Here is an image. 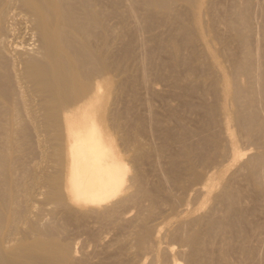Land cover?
I'll return each mask as SVG.
<instances>
[{
  "label": "rangeland",
  "instance_id": "374dc122",
  "mask_svg": "<svg viewBox=\"0 0 264 264\" xmlns=\"http://www.w3.org/2000/svg\"><path fill=\"white\" fill-rule=\"evenodd\" d=\"M103 1H104V3H102ZM113 1L112 0H110V1L109 0H102V1L95 0V2H94L92 0L90 2V5H89V3L87 4L90 6V10L92 12L94 10H96V11L98 10V12H99L102 10V8H104V7L108 8L109 7L108 13L105 15V18L102 19V21H101V23L102 22L103 23L106 22V23L101 24L98 21L93 22L91 20L92 24L91 23L89 24L90 25L89 26L90 27V29H89L90 34L88 33L87 36L89 35L88 39H90V37L92 39H94V44H93V40H92V50L93 51H100V50L104 49V51H100V52H104V53L107 52L106 54H108V55H106V60H107L106 62L108 63V68H107L108 70L107 69L105 70L103 68L102 69L98 68L99 70L95 71L96 79H102V77H104L105 74L108 77L107 81H105V83H104L105 85L102 87L103 88L102 90L105 91L104 92L105 96H103L104 98H103V100H101L100 116H101V119L102 118L104 119V120L102 119V122L106 124L105 128L108 130V132H110V134H112V136L114 135L113 137L115 139L117 147H118L119 151L121 152L122 156L124 157V159L129 163L130 169H129V175H128V181H127L128 185L126 184L127 186H125L126 190L124 189V191H123L124 193L122 192L121 193L122 195H119L118 196L119 198L117 197L118 200L112 199V201H109L108 204L106 203L103 206H101L99 209H96V211L95 210L92 211L89 206H86L84 204H77L74 202L73 203L69 202L68 198H66L67 201H66V199L64 200V203L66 204L65 205L63 202L59 201L61 203L60 204L57 200L54 201V199L52 200V198H50V196L48 197V195H49L48 190L49 189H47V188H49V187L47 185H45V182H43V179L45 177L44 175H46L48 173L55 172L54 170L56 169V167H55L56 164H54L55 163V156L53 154L52 138H51V135L48 134L49 131L47 130V128L45 127V124H44L45 120L41 116L42 111H41V107H40V105H41L40 100L42 101V99H40V98H42L41 97L42 95L39 94V96H38V94L34 92V88H32L30 84L23 85L25 83L22 81H21L22 82V84H21L20 81L17 80V78H16L17 76L15 75V72L12 69V63L16 64L17 68H19L22 64L18 58L19 53H17V52H23V53L27 52V51L30 52L31 51L30 48L31 47L33 48V47H35V45H38L39 41H38L37 34L34 32L33 24H32V22L30 23V18L26 14L27 12L17 2L13 1V4L11 5V7L9 9L10 12L8 11L7 18H6V20H4L5 26L6 25L7 26L6 27L4 26V29H5L4 33L5 34H3L4 35L3 37H5V38H3V39H5L4 43L7 44V45H5V47H6V54H8L7 55V61L8 62L6 61L8 66H6L5 68L3 66H0V78H2L0 80V82H1L0 84L2 85V86H0V92L2 95H0V96H1V98L4 99V100H2V102H5L6 104L2 103L1 99H0V105H1V103L3 106L5 105L3 108V109H5V110H3L4 113L7 111L6 105H10L12 107L14 106L13 108L15 109L14 110V112H16L15 114H18V112H19L18 121L22 119V122L19 121V123H20L19 126H21V127L16 125L17 128L19 127L18 128L19 130L21 128V131H19V134H18L19 135V137H18V140H19L18 147L19 148L16 152L17 154H19V155L16 154L17 156H19L17 158H20V159H18L19 161L17 160V162H16L18 164V166L15 164L14 168L16 169V174L18 176H20L22 182L26 176L27 179L29 178V180H28V181H30L29 185L34 184V185H32L34 187L32 188V186L30 185L31 187H30L29 191L32 190L30 192V194H28L29 191H28V193L25 192L27 194H25L24 191H21L23 188L19 189V192L22 193L21 195H19V197H21V198H19L21 203H18L19 200H17L18 204L15 203L16 207L15 206L14 207L16 208L15 209L16 213H18V211H19L18 214L21 215V217H20L21 219L19 218L20 215H16L18 218H16L15 222H17L16 225L18 224V227L16 225H14L15 223L13 222L12 231H11V229H7V227L5 229H3L5 231L7 229L6 233L4 234L3 239L9 241L11 238H13V240H15L14 243L17 242V239L20 240L26 236H28V238L31 239V237L35 236L34 234H36V232L32 230L33 229L32 226L33 225L37 226V224H38L37 228L39 230H41L43 233L45 232L44 235H46L48 238H49V236H50V239H51V237H52V239L58 238V239L62 240V242L67 241L69 244H71L72 247L75 249V253H76L75 257H77L78 259L80 258L82 260V263H84V264H99V263L100 264H106V263L118 264V262H117L118 260H119V262H125L126 260H128L126 262H129L132 260L133 262H135V264H151L150 260H148V256H147V258H145L147 253L143 252L140 248H139V250H137L138 246L136 244V240H135L136 238H134L136 236L135 232H137L136 230L139 227L140 220L142 221V219L145 215L144 212L145 211L147 212L150 207H156L155 209L150 208V210L155 211V212H152L150 217L149 216H148V218L146 217L147 219H145V217H144V219L148 221L146 223L150 224V226H154L153 228H155V226H157V228L160 227L163 224L159 225V223H161L165 220L166 221H170V219L172 220L173 224L170 226L173 227V229L165 226V227H163L164 228L163 233H164L168 230V228H169L168 232H170L171 230H174V228L178 224H177V222H173V220L176 221L177 220L176 216L178 215V213L179 212L181 213V211L183 212L184 209H187L183 213L187 212L188 210L193 212V213H191L190 211H188V213L190 212L192 215L190 213L187 214L186 215L187 219L188 218L192 219L195 217H199V219H200L199 220L198 218H196V219H194V221L198 220L197 223L193 222L194 225H196L195 229L198 227L197 230L206 229V228H208V226H209V228H211L210 227L211 222L209 224V221L213 220L217 223L218 228L216 227V225H213V227L217 228V229L216 228H213V229L214 230L216 229V231H215L216 234L220 233V231H221V233L218 235H216L214 233L215 234L214 236H216L215 237L216 239H214V238L213 239L215 240L216 244H214L213 247L216 248V247H219L222 244H226V243L233 246L235 249H233L234 251L231 254L232 256L231 255L229 256V260H230L229 262L230 263L236 262L235 264H250V263L251 264H261V263L264 264V260H263L264 259V254H263V252H264V250H263L264 249V196H263L264 192H262V191H264V182H262L263 177H264L263 176L264 166L263 167L259 166V169H258L259 173H257V174H259L258 177H260L261 176L260 173L262 172L261 173L262 176L260 177V179L258 178V180H257V178H254L252 176V173H253L252 170L250 168H247V166H245L246 161H248L252 156L254 157V155L255 156L259 155V153L261 151L264 152V133L262 132L263 135L261 134V131L264 130L263 129L264 127L262 128V130L260 132L259 131H257L256 133L254 132L255 134L253 133L252 136H249V135L245 134L246 130L244 129L243 126H241V123L237 119V114L242 115V116H246L247 111H248L247 108L249 107V101L248 100H250L253 96L254 97L260 96L259 99L256 98L257 101L255 100V104L254 103L253 104H254V108L256 109V112L258 113L260 120H262V122L264 124V99H263L264 98V92L262 90V88H264V72H263L264 71V69H263V67H264V61H263L264 60V0H197V1L195 0L197 2V3L195 2L196 5L194 4L193 0H172L169 3L170 5H168L167 7H161L158 5H148V4L146 5L143 2V0H115V3H112ZM242 1H243V4H242ZM84 2L85 1L83 0V3ZM237 4H239V5H237ZM232 7H235L234 8L235 10ZM236 7L240 8L245 16H246V14H247V16H249L251 14L250 17L246 16V18L248 19L246 22L247 24H244V22H240L238 20V18H237V10L238 9ZM242 7H243V10H242ZM19 8H22V9H19ZM80 10H79V12H80ZM84 12H86V11H84ZM81 13H83V12H81ZM180 13L182 14V16ZM84 15H86V14H84ZM155 15H157V16H155ZM177 17H179V18H177ZM191 17H193V18H191ZM189 19L190 20L192 19L191 21L196 19L197 22L193 21V23H192L191 21H189ZM203 20H204V22H203ZM184 22H185V24H184ZM188 23H189V25H188ZM194 23L200 24V25H198L199 27L197 25H195ZM183 24H184V26H183ZM193 26H195V27H193ZM245 26L248 27L247 28L248 30L245 28ZM106 27L108 28V31H107ZM103 28H105V30L107 31L106 34H103V32H102L104 39L106 38L107 35H108L107 37H109V38H106L107 40L105 39L104 41L106 42L108 40L109 41L111 40L110 42L108 41V43H105L103 40H102V42L100 41V39L103 38L102 34H100L101 31L103 30ZM190 28H192L193 30ZM195 28H196V30H194ZM199 28H201L200 31H199ZM207 29H208V31H207ZM180 30H181V33H180ZM244 30H246V33L243 32ZM201 31H204V32L206 31L207 33L206 32L204 33ZM240 31H242L243 33ZM199 32H201V34L202 33L203 34L202 35L200 34V36H199ZM214 34H215V37H214ZM237 34L239 35V38H238ZM240 34H241V36H240ZM193 35H194V38H193L194 42L192 43L189 41V39L191 38V36L193 37ZM246 36H247V39H246ZM35 39H36V41H34ZM239 41H241V42H239ZM205 42H208V43H205ZM202 43H204V44H202ZM248 43H249V45H248ZM213 47L215 49H213ZM246 47L248 49H251L250 52H248L249 50ZM14 49H15V51H14ZM227 49H229V50H227ZM202 51H204V52H202ZM222 51H223V54H222ZM233 51L235 54L233 53ZM243 51H245V52H243ZM16 53H17V55H15ZM170 53H172V54H170ZM249 53H251V54H249ZM252 53L253 54L255 53L256 55L255 54L252 55ZM230 54H231V56H230ZM207 55L209 56V58ZM211 55H213V57L215 56L216 60H212L214 58H212ZM258 55H259V57H258ZM210 56H211V59H210ZM234 56H236V58L239 57V59H241L243 62L248 61V57L251 56L252 58L249 57V59L251 58L252 62L255 61L254 63H252L254 65H252L251 67L249 66L250 68L248 67L246 69V71L248 70L247 72L244 71L245 68L242 70L236 71L231 64L232 59L235 58ZM245 56H248V57H246V59H244ZM253 56L257 59L259 58V60H256ZM93 58L94 57H92V59ZM205 58H208L207 61ZM209 60L210 61L212 60L213 63L210 62ZM208 61H209V63H208ZM257 62L258 63L260 62L261 64L260 63L258 64ZM210 63H212L214 65H212ZM255 63L259 66H256ZM94 64H95V62L93 63V65ZM230 64H231V66H230ZM210 65H211V67H210ZM224 65H226V66H224ZM260 65L263 67L261 68ZM211 68H213L214 71ZM254 68H256V69H254ZM5 69H6V71L10 70L7 72V74L9 73L8 75L6 73L4 74V72H6V71H4ZM100 69L102 70V74L98 75L99 73H101ZM232 70H233V72H232ZM261 70H262V72H260ZM103 71H104V74H103ZM106 71H107V73H106ZM218 71H220L219 75L222 77V82H221V77L218 75V73H216ZM1 72L3 73V75ZM231 73H234L235 76H232L233 74H231ZM6 75H7V77H6ZM102 75H104V76H102ZM4 77H5V79L8 78L7 80H9L10 84L8 82L6 84H4L5 86L2 84V82L5 83ZM233 78H235V79H233ZM260 78H262L261 81H259ZM217 79H218V81H217ZM236 79L238 80V84H235V83H237ZM227 80L228 81L231 80V81L228 82ZM219 81L221 82L222 85L220 84ZM8 84H9V86H8ZM20 84H21V87H19ZM6 85H7V87H6ZM16 85H18V86L16 87ZM230 85H231V87H227ZM235 85L240 86L239 88L242 89V91H243V94H242L243 96L240 99V101H239V99L234 97L235 96V94H234L235 89L233 87ZM22 86H24L25 88L27 87V88L26 89L22 88ZM213 86L216 90L213 88ZM221 86H223L225 88H223ZM1 87L4 88L5 92L7 90V93H4V91L2 90L3 88L1 89ZM28 88L30 89L29 91H27ZM210 88H212V89H210ZM220 88H221V90L223 88L224 92H222L220 90ZM228 88H231L230 89V96H228L229 94H226L229 91ZM253 88H254V90H253ZM213 89L215 90V93L217 92L216 94H214ZM258 90H260V91L262 90V92L260 93V91H258ZM30 91L32 92V94H29ZM26 93L30 97H28V96L26 97V95H25ZM221 93L225 94L227 97L224 96V98H222L223 95ZM257 93H259V94H257ZM219 94H220V96H219ZM33 97H35V99H39V102H38V100H35V99H34V101H31L32 100L31 98H33ZM38 97H40V98H38ZM217 97H218V99H217ZM228 97H229V99L234 97L236 101H234V98H232L233 101L229 100V101L225 102L226 101L225 99H227ZM22 98H24V99L22 100ZM243 98H244V100H243ZM8 99H9V101H7ZM221 99H224V100H222L224 102H221ZM25 100L27 101V103L28 102L30 103V104H27V105H29L28 107H30V108H28L29 112H27L26 109L22 110V109H24L23 107H24V101ZM217 100H218V102H217ZM219 100H220V103H219ZM243 101H246V102L242 103ZM235 102L237 103V105ZM31 103H33L35 107ZM213 103H215V104H213ZM225 103H229V104H225ZM36 104H38V105H36ZM218 104H219V106H218ZM221 104H225V105L223 106ZM31 105H32V108H37V107L38 108L34 109L35 110L34 111L31 108ZM220 105L222 108L223 107L225 108L226 105H227L226 108H229L228 109L229 111H227V115L231 116V117H229V128L231 130V133L237 134L235 136L239 137V139H238V137L236 138L232 134V139H233L232 141L233 142L229 138H227V136L224 132V124H225L224 121L226 120V117H227V115L225 114V111L227 109L225 108L226 109L225 110L223 108L222 112H221ZM231 105H232V107H231ZM20 106H23V107H20ZM236 106H237V108H236ZM17 108L19 109V111L16 110ZM211 108L213 111L210 110ZM230 108H232V109H230ZM233 108L237 109V110L235 111ZM30 109H31V112H30ZM215 109H216V111H215ZM240 109H242V110L240 111ZM232 110L234 111V113L232 112ZM3 111H2V109L0 110V116L3 117V120H5V121H2V118H1L0 124L3 123L2 125H5L8 122L7 120H8L9 115L7 114L8 111L5 114L3 113ZM37 111H38V113H37ZM210 111H212V114L215 115V117L212 116ZM25 112H27L29 114L35 113V115H32V114L27 115V113H25ZM39 112L41 114H39ZM219 112H221L222 114L224 112L223 116H221V113L219 114ZM237 112H239V113H237ZM241 112H242V114H241ZM216 115H217V117H216ZM19 116H20V118H19ZM23 116H26L27 119L25 117L23 118ZM219 116H220V118H219ZM260 116H262V117H260ZM209 119L210 120L212 119L211 122H209ZM221 119L224 121L222 122ZM230 120H231V122H230ZM235 120L238 121V124L236 123ZM22 123H23V125H22ZM214 125H215V127H213ZM218 125H219V127H218ZM231 126L233 127V129H231ZM22 127H23V129H22ZM42 127H43V130H42ZM45 129H46V131H45ZM220 129H223V130L220 131ZM238 129H239V131L240 130L241 131L239 132ZM232 130H234L235 132H232ZM134 131L136 132V134L134 133ZM203 131H204V133H203ZM4 132L5 131L2 128V133H4ZM240 133H241V136L239 135ZM127 134L129 137L131 136L130 138L127 136L128 139L126 137ZM222 134H223V136H222ZM213 135H215V136H213ZM257 135H258V137H256ZM200 137L205 141H203ZM215 137L221 138L219 140H221L222 142L217 140ZM131 138L133 141L131 140ZM129 140H130V143H129ZM134 140H136L135 141L136 143H133L134 144L133 145L132 142H134ZM236 140H239V143L240 142L241 143L238 145V141L236 142ZM217 141L219 144L216 143V145L214 146L213 145V144H215L214 142H217ZM20 142H21V146H20ZM211 142H212V144H211ZM136 144H138V145L136 146ZM222 144H224V146ZM49 145L51 146V148L49 147ZM199 145H201V146H199ZM230 145H231V147H230ZM220 146L224 147V148L227 147V149L223 150V148H221ZM232 146H235L236 148L242 147L241 152H243V151L247 152L248 155H245V156L248 158L246 159L245 156H242V157H244V159L241 157L240 160H238L240 163H238V161H236V162L232 161L231 162L232 156H230L229 154H232V153H230L231 152L230 148H232ZM137 148H139V150H137ZM213 148L216 150H214ZM19 149H21V151ZM140 149L144 152H141ZM229 149H230V151H229ZM205 150H206V152H204ZM219 152H220V154H219ZM224 152H225V155L223 154ZM252 152H253V154H252ZM263 152H262V154H264ZM214 153H216V155ZM139 154H142L145 157H143L142 155H139ZM206 154L208 156H206ZM226 154H228L229 159H228ZM52 155H53V157H52ZM213 155H215V156H213ZM22 157H23V159H22ZM204 157H206V158H204ZM225 157L227 159H225ZM205 159H207L208 161L207 160L205 161ZM228 160H230V161H228ZM243 160H244V162H243ZM222 162H223V164H222ZM229 162H231L230 166L227 167L226 164H228ZM234 162H235V164L236 163H238V164L234 165L233 164ZM138 163H139V165H138ZM242 163H244V166ZM28 165H29V169H31V167H32L31 170L28 169L29 174L31 175L30 177H27L26 174L24 175V173H22V170L28 168ZM135 165H137V166H135ZM220 165L223 168L226 166L227 169L226 168L219 169ZM238 165H239V167H238ZM245 167L249 171L250 170L251 171L250 172L247 171V169ZM260 168H261V170H260ZM216 169H219V171L221 170L222 172L221 171L219 172ZM239 169H241V170H239ZM223 170H225L226 172ZM31 171L34 172L33 173L34 175L32 174ZM215 171H217V173L218 172L220 173V174H218V175H220V179L223 175L224 176L222 177L223 179L220 181L219 186L217 185L218 187H216L219 191L217 189H215L214 190L215 192H213V194H212V195H214L215 199H213V196L211 197L210 195H208L209 200L207 201V199H208L207 196H205V193H203L201 190H199V187L206 181L208 175H210L211 173L215 174L216 173ZM198 172L199 173L201 172V173L199 174ZM194 173H198L197 176H194ZM221 173H223V174L221 175ZM247 174L251 178L253 177L254 180L251 179ZM35 175H38V176H35ZM40 175L42 177H40ZM32 177H34V178L37 177V178L34 179ZM244 177H245V179L243 180ZM26 178H25V181H27ZM218 178H219V176H218ZM225 178L227 179L229 184L232 182L231 183L232 185H236V187L239 186L238 188H240V190L242 192L241 193L242 196L240 198H242V199H241V201H239V204L237 206L241 207L242 210L239 209V211L234 210L232 212H228V213L226 212L227 208H225V207H227L228 204L222 198L223 194L219 193V192H223V190H221V188L225 185V183L227 184V181ZM232 178H233V180H232ZM32 179H34V180H32ZM39 180L42 181L43 183L42 182L38 183V182H40ZM230 180H232V181H230ZM255 180H257L258 183H253V182H255ZM199 181L201 182V184ZM181 183H183V185ZM223 183H224V185H222ZM259 183L261 186L259 185ZM136 184H137V186H135ZM140 184L142 187L140 186ZM241 185H242V187H241ZM258 185H259V188H258ZM245 186H247V188ZM143 188H145V189H143ZM148 188H150V189H148ZM158 188L160 189V191H162V190L163 191L160 192ZM251 188H254V189H251ZM147 191H150L149 193H151V195L153 192H155L154 196H153V197L156 196L154 198V201L149 199L150 196L146 195ZM216 191H218V192H216ZM255 191H256V195L254 193ZM201 193H203V194H201ZM245 193L247 195H245ZM25 195H27L28 198ZM187 195H189V196H187ZM136 196L138 198V202L136 201L134 204V201H132V199H133V197H136ZM245 196L247 198H244ZM127 197H129V199ZM146 197H147V199H146ZM210 197H211V200H210ZM25 198H26V200H25ZM29 199H30V201H29ZM31 199H33V200H31ZM120 199L123 201V203L119 202ZM115 200L118 203H120V205L117 204V202ZM124 200H126V201L124 202ZM185 200H187V201H185ZM192 200H193V203L189 202ZM201 200L204 203H202ZM243 200H244V202H242ZM36 201H38V202H36ZM179 201L182 202V203H180L181 205H179ZM250 201H252V203ZM54 202H55V204H54ZM152 202H155V203H152ZM185 202H187V203H185ZM199 202H201L203 205L205 204L206 206H204V208H203V205H201ZM221 202H223V203H221ZM115 203L117 205H115ZM241 203L244 205H242ZM70 204H72V205H70ZM112 205H114V207L118 206L117 208L119 211L115 212V213L116 214L119 213L120 215L118 214L119 215L118 216L114 212H111V213L112 214L114 213L113 215L118 216V218L121 217L120 218L122 220L121 224H120L121 220L118 219L119 220L118 221L115 219L117 217L114 216L115 218H113V216H110L111 215L110 209H112V207H113ZM70 206L73 207L74 211H76L77 213L73 212L72 208L70 209ZM67 207H68V209H67ZM200 207L203 209H201ZM243 207H245V208H243ZM175 208H176V210H175L176 212L173 210ZM178 208L180 211L178 210ZM182 208H183V210H182ZM199 208L201 210H204V209L205 210L201 211ZM18 209H20V210H18ZM68 210L70 212H68ZM21 211H23V214ZM194 211H195V213H194ZM197 211H199V212L197 213ZM240 211L241 212L243 211V212L241 213ZM239 212H240L241 216H240ZM71 213H73V214H71ZM175 213H177V214L175 215ZM196 213L198 214V216ZM39 214H40V216H39ZM65 214L67 217L65 216ZM76 214L77 215L83 214L82 220H81V218L75 219L76 217L74 215H76ZM84 214H87V216L85 217ZM201 214H203V215H201ZM210 214L212 215L211 218L208 217V215L210 216ZM219 214H221V216ZM244 214H246L247 216ZM23 215H24V217H23ZM102 215H104V216H102ZM188 215H190V217ZM95 216H97V217H95ZM141 216H142V219H141ZM204 216H205V219H204ZM174 217H176V219ZM222 217H225L226 223L221 224V227H220L219 221H223ZM242 217H244V218L246 217V218L243 220ZM35 218H36V220H35ZM17 219H18V221H17ZM230 219L232 221H234V223ZM93 220H94V222H93ZM113 220L117 221L116 224L119 222L121 227L118 224L116 226ZM241 220H242V223H241ZM158 221H159V223H158ZM228 221L232 222L233 225H231V223H229ZM215 222L213 224H216ZM20 223H22V224H20ZM31 223H32V226H31ZM64 223H66V224H64ZM133 223H135V224H133ZM198 223H199V226H198ZM206 223H208V225ZM250 223L252 225H250ZM141 224H142V222L140 223V225ZM225 224H227V226H225ZM203 225H205V226H203ZM235 226H236V228H235ZM250 226H252V227H250ZM253 226H254V228H253ZM23 227H24V229H23ZM204 227H206V228H204ZM14 228L16 231L13 230ZM251 228H253V229H251ZM223 229L224 230L227 229V232L225 233ZM238 230H240V231L238 232ZM241 230H244V232L243 231L241 232ZM249 230L251 231V233H249L250 232ZM10 231L13 233L11 234ZM228 231H230V232H228ZM14 232H16V233H14ZM245 232H247L249 234L247 237H249L248 243H251V244H249V246L252 248L251 256L245 255L244 253H241V251L239 249V245L241 242L240 243H238V242L243 241V240H241V238L242 239L244 238V236H242V235H245ZM7 233H10L9 236ZM23 234H24V237H23ZM221 234L222 235L224 234L225 236L224 235L222 236ZM237 234H239V235H237ZM52 235L55 237L53 238ZM131 235L133 238L131 237ZM10 236H11V238H10ZM121 236L124 237V240L120 239ZM234 236H235V238H234ZM167 237L162 238V245H164V243H165L163 241L170 240V237L169 236H167ZM221 237H222V239H221ZM179 239H180V237H179ZM238 239H240V240H238ZM90 240H91V242H90ZM121 240H122V243H120ZM180 240H182V238ZM205 241L204 242L201 241L203 247L208 246L207 244L209 242L207 240H205ZM219 241H221V242L223 241V242L221 243ZM177 242H179V241L177 240ZM177 242L175 241V244ZM233 242L235 244H233ZM110 243H112L113 245ZM176 245H179V243ZM208 247H210V246H208ZM123 249H126V250H123ZM128 250H130L131 252ZM135 250H137V252L140 251L139 254L141 255V257L140 256L136 257V255L138 253L136 254ZM125 251H126V253H128V252L129 253L126 255ZM236 251L238 253H236ZM201 252H202V255H201ZM201 252L199 254H197V257H198L197 258V264L199 262H200V264H202L201 256L203 259V257H204L203 254H205V252L204 251H201ZM130 253H132V254H130ZM233 253H234V255H233ZM254 254H255V256H254ZM119 257H122L124 260L123 259L120 260ZM135 258L137 259V261ZM138 258L140 260L139 262H138ZM144 258L147 260H145ZM233 258H235V259H233ZM251 258H252V260H251ZM132 261L129 263H133ZM141 261H142V263H141ZM181 261H182V259H181ZM247 261H248V263H247ZM182 262H183V264H186L184 261H182Z\"/></svg>",
  "mask_w": 264,
  "mask_h": 264
},
{
  "label": "bare ground",
  "instance_id": "6f19581e",
  "mask_svg": "<svg viewBox=\"0 0 264 264\" xmlns=\"http://www.w3.org/2000/svg\"><path fill=\"white\" fill-rule=\"evenodd\" d=\"M13 1L17 2L26 12V14L28 15V17L30 18V23L32 22L33 24V29L34 32L37 34L38 37V45H35V47H31L30 48V52H17L19 53L18 58L20 60V62L22 63L21 66L19 68H17L16 64L12 63V69L15 72V75L17 76V80L20 81V83L22 84V82H24L25 84L23 85H27L30 84L32 88H34V92L40 95H42L38 98L42 99L41 102V111L42 114L39 112V114H41V116L43 117V119L45 120V127L47 128V130L49 131L48 134L51 135L52 138V143H53V154L55 156V163L56 164V169L54 170L55 172L53 173H48L46 175H44V179L43 182H45V185H47L49 188V195L50 198H52V200L54 199V201H60L64 203V200L66 198H68L69 202H74L77 204H84L86 206H89L90 209L92 211H96V209H99L101 206H103L104 204H108L109 201H112V199H117V197L119 195H122L121 193L124 191V189L126 190L125 186H127L128 184V175H129V163L124 159V157L122 156L121 152L119 151L117 144L115 142L114 139V135L112 136V134H110V132H108V130L105 128V123L102 122L101 116H100V111H101V100H103V96H105L104 92L102 89V87L105 85V81H107L108 77L104 75V77H102V79H96L95 77V71L99 70L98 68H103V69H107L108 68V63L106 62V53L104 52H100V51H104L100 50V51H93L92 50V40H93V44H94V39H92L90 37V39H88L89 35L87 36V34H90V23L91 20L93 22H99L101 23L102 19L105 18V15L108 13V8L104 7L102 8L101 11L98 12V10H94L93 12L90 10V2L92 0H84L85 2L83 3V0H0V66H3L4 68L7 65L6 61H7V55L6 54V47L4 43L3 37L5 34L4 31V20H6L7 15H8V11L11 7V5L13 4ZM95 2V0H93ZM102 1V0H100ZM110 1V0H109ZM113 1V0H112ZM172 0H143V2L147 5H158L161 7H167L168 5H170L169 3ZM197 1V0H196ZM195 0H193L194 4L196 2ZM98 2V1H97ZM138 2V1H137ZM189 2V1H188ZM215 2V1H214ZM219 2V1H218ZM259 2V1H258ZM89 3V5H87ZM104 3V1L102 2ZM115 3V0L112 2ZM197 3V2H196ZM227 3V2H226ZM230 3V2H229ZM99 4V3H98ZM131 4V3H130ZM193 4V3H192ZM243 4V1H242ZM17 5V4H16ZM18 5V6H19ZM196 5V4H195ZM220 5V4H219ZM235 5V4H234ZM239 5V4H237ZM206 6V5H205ZM96 7V6H95ZM115 7V6H114ZM133 7V6H132ZM217 7V6H216ZM238 7V6H237ZM236 7V8H237ZM19 8V9H22ZM139 8V7H138ZM150 8V7H149ZM160 8V7H159ZM233 9L235 7H232ZM253 8V7H252ZM12 9V8H11ZM82 11H81V10ZM168 9V8H167ZM237 18L240 22H244V24H247V14L246 16L244 15V13L241 11L240 8H237ZM80 10V12H79ZM227 10V9H226ZM235 10V9H234ZM243 10V7H242ZM260 10V9H259ZM12 11V10H11ZM20 11V10H19ZM86 11V12H84ZM127 11V10H126ZM10 12V11H9ZM83 12V13H81ZM92 12V13H91ZM247 12V11H246ZM248 13V12H247ZM256 13V12H255ZM254 13V14H255ZM83 14V15H82ZM86 14V15H84ZM138 14V13H137ZM181 14V13H180ZM186 14V13H185ZM184 14V15H185ZM183 15V16H184ZM211 15V14H210ZM251 15V14H250ZM247 16V17H250ZM92 16V17H91ZM120 16V15H119ZM157 16V15H155ZM180 16V15H179ZM182 16V14H181ZM27 17V18H28ZM189 17V16H188ZM214 17V16H213ZM252 17V16H251ZM92 18V19H91ZM167 18V17H166ZM179 18V17H177ZM185 18V17H184ZM183 18V19H184ZM193 18V17H191ZM186 19V18H185ZM184 19V20H185ZM251 19V18H250ZM192 20V19H191ZM189 19V21H191ZM236 20V19H235ZM104 21V20H103ZM107 21V20H106ZM126 21V20H125ZM156 21V20H155ZM186 21V20H185ZM193 21H196L193 20ZM193 21H191L193 23ZM214 21V20H213ZM8 22V21H7ZM197 22V21H196ZM204 22V20H203ZM218 22V21H217ZM226 22V21H225ZM237 22V21H236ZM98 23V24H99ZM103 23V22H102ZM101 23V24H102ZM106 23V22H104ZM103 23V24H104ZM108 23V22H107ZM232 23V22H231ZM92 24V23H91ZM185 24V22H184ZM183 24V26H184ZM195 25H200V24H196ZM233 24V23H232ZM189 25V23H188ZM7 26V25H6ZM5 26V27H6ZM30 26V25H29ZM104 26V25H103ZM106 26V25H105ZM182 26V27H183ZM94 27V26H93ZM102 27V26H101ZM180 27V26H179ZM190 27V26H189ZM188 27V28H189ZM195 27V26H193ZM199 27V26H198ZM197 27V28H198ZM250 27V26H249ZM253 27V26H252ZM110 28V27H109ZM178 28V27H177ZM237 28V27H236ZM244 28V27H243ZM245 28L247 29L248 27L245 26ZM9 29V28H8ZM107 31L108 28L106 27ZM192 29V28H190ZM240 29V28H239ZM250 29V28H249ZM255 29V28H254ZM102 30V29H101ZM179 30V29H178ZM186 30V29H185ZM193 30V29H192ZM196 30V28L194 29ZM198 30V29H197ZM201 30V28H199V31ZM203 30V29H202ZM248 30V29H247ZM100 31V30H99ZM105 30V28H103V30L101 31L100 34H106L107 32ZM174 31V30H173ZM208 31V29H207ZM8 32V31H7ZM183 32V31H182ZM204 32V31H201ZM201 32H199V36L201 34ZM206 32V31H205ZM204 32V33H205ZM242 32V31H240ZM243 32L246 33V30H244ZM242 32V33H243ZM250 32V31H249ZM179 33V32H178ZM181 33V30H180ZM179 33V34H180ZM195 33V32H194ZM198 33V32H197ZM207 33V32H206ZM7 34V33H6ZM102 34V36H103ZM183 34V33H182ZM203 34V33H202ZM201 34V35H202ZM239 34V33H238ZM237 34V35H238ZM259 34V33H258ZM261 34V33H260ZM110 35V34H109ZM184 35V34H183ZM182 35V36H183ZM192 35V34H191ZM198 35V34H197ZM196 35V36H197ZM247 35V34H246ZM94 36V35H93ZM108 36V35H107ZM106 38H109L107 37ZM181 36V37H182ZM241 36V34H240ZM250 36V35H249ZM198 37V36H197ZM215 37V34H214ZM7 38V37H6ZM105 38V39H106ZM133 38V37H132ZM184 38V37H183ZM194 35L193 37L191 36V38L189 39L190 42H194ZM234 38V37H233ZM239 38V35H238ZM104 36L102 39H100V41L102 42V40L104 41ZM181 39V38H180ZM197 39V38H196ZM213 39V38H212ZM223 39V38H222ZM247 39V36H246ZM13 40V39H12ZM107 40V39H106ZM205 40V39H204ZM209 40V39H208ZM211 40V39H210ZM36 41V39L34 40ZM99 41V40H98ZM109 41V40H108ZM108 41H104L105 43H108ZM111 41V40H110ZM109 41V42H110ZM122 41V40H121ZM182 41V40H181ZM206 41V40H205ZM242 41V40H241ZM239 41V42H241ZM248 41V40H247ZM261 41V40H260ZM259 41V42H260ZM103 42V43H104ZM183 42V41H182ZM235 42V41H234ZM252 42V41H251ZM7 43V42H6ZM208 43V42H205ZM246 43V42H245ZM32 44V43H31ZM96 44V43H95ZM125 44V43H124ZM204 44V43H202ZM231 44V43H230ZM29 45V44H28ZM101 45V44H100ZM107 45V44H106ZM120 45V44H119ZM226 45V44H225ZM229 45V44H228ZM241 45V44H240ZM244 45V44H243ZM247 45V44H246ZM249 45V43H248ZM247 45V46H248ZM181 46V45H180ZM100 47V46H99ZM108 47V46H107ZM164 47V46H163ZM174 47V46H173ZM20 48V47H19ZM25 48V47H24ZM29 48V47H28ZM110 48V47H109ZM181 48V47H180ZM247 48V47H246ZM252 48V47H251ZM10 49V48H9ZM26 49V48H25ZM102 49V48H101ZM172 49V48H171ZM213 49H215L213 47ZM245 49V48H244ZM248 49V48H247ZM27 50V49H26ZM173 50V49H172ZM177 50V49H176ZM221 50V49H220ZM229 50V49H227ZM233 50V49H232ZM250 52L251 49H248ZM262 50V49H261ZM15 51V49H14ZM19 51V50H18ZM108 51V50H107ZM205 51V50H204ZM202 51V52H204ZM219 51V50H218ZM231 51V50H230ZM211 52V51H210ZM221 52V51H220ZM245 52V51H243ZM247 52V51H246ZM253 52V51H252ZM263 52V51H262ZM17 53L15 55H17ZM27 53V54H26ZM173 53V52H172ZM170 53V54H172ZM229 53V52H228ZM227 53V54H228ZM234 53V51H233ZM239 53V52H238ZM258 53V52H257ZM223 54V51H222ZM226 54V53H225ZM232 54V53H231ZM230 54V56H231ZM235 54V53H234ZM248 54V53H247ZM251 54V53H249ZM255 54V53H254ZM252 53V55H254ZM215 55V54H214ZM256 55V54H255ZM208 56V55H207ZM212 60H216L215 56L213 57V55H211ZM210 56V59H211ZM92 57H94L92 59ZM218 57V56H217ZM235 58L232 59L231 64L233 66V68L238 71V70H242L244 69V71H246V69L254 64V62H252L251 57L249 59L248 56H245L244 59H246V57H248V61L243 62L241 59L236 58V56H234ZM254 57V56H253ZM259 57V55H258ZM17 58V59H18ZM108 58V57H107ZM209 58V56H208ZM208 58H205L206 61ZM255 58V57H254ZM203 59V58H202ZM256 60H259V58H255ZM212 60L210 62H212ZM15 61V60H14ZM176 61V60H175ZM205 61V60H204ZM208 61V63H209ZM229 61V62H230ZM261 61V60H260ZM264 61V60H263ZM8 62V61H7ZM95 62V64L93 65V63ZM171 62V61H170ZM178 62V61H177ZM198 62V61H197ZM228 62V61H227ZM262 62V61H261ZM176 63V62H175ZM196 63V62H195ZM213 63V62H212ZM210 63V64H212ZM215 63V62H214ZM219 63V62H218ZM225 63V62H224ZM258 63V62H257ZM260 63V62H259ZM258 63V64H259ZM89 64V65H88ZM110 64V63H109ZM230 64V66H231ZM256 64V63H255ZM261 64V63H260ZM19 65V64H18ZM214 65V64H212ZM217 65V64H216ZM110 66V65H109ZM226 66V65H224ZM256 66H259L256 64ZM119 67V66H118ZM211 67V65H210ZM213 67V66H212ZM222 67V66H221ZM249 67V68H250ZM260 67L262 68L263 66L260 65ZM232 68V69H233ZM100 69V70H101ZM111 69V68H110ZM213 70V68H211ZM221 69V68H220ZM233 69V70H234ZM252 69V68H251ZM256 69V68H254ZM264 69V67H263ZM108 70V69H107ZM169 70V69H168ZM232 70V72H233ZM6 71V69L4 70ZM10 71V70H8ZM4 72V74L7 72ZM214 71V70H213ZM248 71V70H247ZM246 71V72H247ZM258 71V70H257ZM100 72V71H99ZM219 72L218 73L219 75ZM230 72V71H229ZM228 72V73H229ZM235 72V71H234ZM243 72V71H242ZM262 72V70L260 71ZM264 72V71H263ZM2 73V72H1ZM107 73V71H106ZM227 73V72H226ZM249 73V72H248ZM9 74V73H8ZM7 74V75H8ZM102 74V70L101 73H99L98 75ZM104 74V71H103ZM215 74V73H214ZM232 76H235L234 73ZM236 74V73H235ZM260 74V73H259ZM3 75V73H2ZM6 75V77H7ZM217 75V74H216ZM215 75V76H216ZM237 75V74H236ZM97 76V75H96ZM220 76V75H219ZM242 76V75H241ZM221 77V76H220ZM263 77V76H262ZM101 78V77H100ZM215 78V77H214ZM232 78V77H231ZM237 78V77H236ZM239 78V77H238ZM2 78H0L1 80ZM5 79V77H4ZM3 79V80H4ZM8 78H6L4 80L5 83L2 82V84H6L7 82L9 83V80H7ZM220 79V78H219ZM235 79V78H233ZM262 78H260L259 81H261ZM2 80V81H3ZM14 80V79H13ZM237 80V79H236ZM18 81V82H19ZM22 81V82H21ZM218 81V79H217ZM228 81V80H227ZM231 81V80H229ZM228 81V82H229ZM11 82V81H10ZM220 82V81H219ZM218 82V83H219ZM221 82H222V77H221ZM220 82V84H221ZM1 83V82H0ZM212 83V82H211ZM234 83V82H233ZM255 83V82H254ZM262 83V82H261ZM10 84V83H9ZM8 84V86H9ZM21 84L19 85V87H21ZM217 84V83H216ZM238 84V80L237 83ZM258 84V83H257ZM260 84V83H259ZM15 85V84H14ZM218 85V84H217ZM222 85V84H221ZM226 85V84H225ZM229 85V84H228ZM261 85V84H260ZM0 86H2L0 84ZM5 86V85H4ZM3 86V87H4ZM18 85H16L17 87ZM236 86V85H235ZM233 87L234 90V94L237 99L242 98V94L243 91L242 89H240V86H236ZM256 86V85H255ZM1 87V89L3 88ZM7 87V85H6ZM29 87V86H28ZM122 87V86H121ZM223 87V86H221ZM227 87H231L227 86ZM226 87V88H227ZM242 87V86H241ZM251 87V86H250ZM9 88V87H8ZM22 88H25L24 86H22ZM27 88V87H26ZM25 88V89H26ZM31 88V89H32ZM214 88V86H213ZM225 88V87H223ZM220 90L222 92H224L223 89ZM124 89V88H123ZM212 89V88H210ZM215 89V88H214ZM213 89V90H214ZM229 91L226 94H229L228 96H230V89L228 88ZM4 91V88L2 89ZM6 90V89H5ZM24 90V89H23ZM30 89L28 88L27 91H29ZM105 90V89H104ZM216 90V89H215ZM214 90V94L215 93ZM254 90V88H253ZM263 92H264V88H262ZM262 90H258L260 91V93L262 92ZM32 91V90H31ZM30 91L29 94H32V92ZM211 91V90H210ZM220 91V92H221ZM232 91V90H231ZM251 91V90H250ZM257 91V92H258ZM253 92V91H252ZM4 93H7L4 91ZM23 94V93H22ZM211 94V93H210ZM222 94V93H221ZM259 94V93H257ZM0 95L1 92H0ZM26 97L28 96L27 93L25 94ZM24 95V96H25ZM36 95V94H35ZM222 98H224V96H226L225 94H222ZM262 95V94H261ZM10 96V95H9ZM118 96V95H117ZM217 96V95H216ZM220 96V94H219ZM218 96V97H219ZM233 96V95H232ZM259 96V95H258ZM30 97V96H28ZM217 97V99H218ZM227 97V96H226ZM232 97V98H234ZM10 98V97H9ZM25 98V97H24ZM22 98V100L24 99ZM221 98V97H220ZM229 97L227 99H225L227 101L231 100L233 101V99ZM247 98V97H246ZM256 98H260L259 97H252L249 101V107L247 108V114L246 116H242V115H238L237 114V119L238 121L241 123V126L244 127V129L246 130L245 134L252 136L253 133L257 132V131H261L262 128L264 127V124L262 122V120H260L258 113L256 112V109L254 108V104H255V100L257 101ZM1 102L2 100H4L3 98H1ZM11 99V98H10ZM29 99V98H28ZM31 101H34L35 97L31 98ZM262 99V98H261ZM264 99V98H263ZM21 100V101H22ZM27 100V99H26ZM24 101V109L27 112H29L30 107H28L30 104L29 102L27 103V101ZM30 100V99H29ZM38 100L39 99H35ZM224 99H221V102ZM244 100V98H243ZM9 101V99L7 100ZM19 101V100H18ZM234 101L235 98H234ZM37 102V103H38ZM103 102V101H102ZM216 102V101H215ZM218 102V100H217ZM246 101H243L242 103H245ZM4 104H6L5 102H2ZM1 103V107L0 110L4 108V106ZM14 103V102H13ZM35 103V102H34ZM220 103V100H219ZM232 103V102H231ZM230 103V104H231ZM236 103V102H235ZM234 103V104H235ZM254 103V104H253ZM33 104V103H31ZM215 104V103H213ZM212 104V105H213ZM225 104H229V103H225ZM225 104H221V105H225ZM247 104V103H246ZM15 105V104H14ZM17 105V104H16ZM19 105V104H18ZM38 105V104H36ZM220 105V107H221ZM233 105V104H232ZM231 105V107H232ZM237 105V103H236ZM243 105V104H242ZM258 105V104H257ZM7 106V111H8V122L5 125H2L3 123L0 124V264H84L82 263V260L77 257H75L76 253H75V249L72 247L71 244H69L67 241L62 242V240L58 239V238H54L55 236H53L54 239H50L44 235V233L39 230L38 224L37 226L33 225L31 223V226L33 227V231L36 232V234H34L35 236L31 237V239L28 238V236L23 237L22 239L18 240L17 242H15V240H13V238H11L10 236V240H4V234L6 233L7 229H11L12 231V226H13V222L15 223L14 225H16L17 222L16 218H18L16 215H20L18 213H16L15 211V203H17V200H19V195H21L22 193L19 192L20 188H23L21 191H24L28 193V191L30 190V187L34 184H30L29 178L27 179L26 176L25 178L27 179V181H25V178L23 180V182L21 181L20 176H18L16 174V169L15 164L18 166V164L16 163L18 159L17 158L19 156V154H17V150H18V145H19V131H21L18 129L19 127V121L22 122V119L18 121V114H15L16 112H14V106H10V105H6ZM34 106V104H33ZM219 106V104H218ZM241 106V105H240ZM18 107V106H17ZM35 107V106H34ZM210 107V106H209ZM216 107V106H215ZM227 107V105L225 106V108ZM229 107V106H228ZM234 107V106H233ZM256 107V106H255ZM32 108V105H31ZM38 108V107H37ZM37 108H32L37 109ZM104 108V107H103ZM218 108V107H217ZM224 108V107H223ZM221 107V112L222 109ZM224 108V109H225ZM237 108V106H236ZM242 108V107H241ZM40 109V108H39ZM227 109V110H226ZM225 110V114L227 115V111H229V108H226ZM232 109V108H230ZM234 109V108H233ZM239 109V108H238ZM260 109V108H259ZM16 110L19 111V109L17 108ZM21 110V111H22ZM121 110V109H120ZM212 110V108L210 109ZM219 110V109H218ZM235 111L237 109H234ZM242 109H240L241 111ZM6 111V112H7ZM35 111V110H34ZM33 111V112H34ZM209 111V110H208ZM213 111V110H212ZM212 111H210V113L212 114ZM216 111V109H215ZM245 111V110H244ZM5 112V113H6ZM25 112V113H27ZM31 112V109H30ZM219 112V114L221 113ZM232 112L234 113V111L232 110ZM4 113V111H3ZM4 113V114H5ZM21 113V112H20ZM38 113V111H37ZM239 113V112H237ZM29 113H27L28 115ZM32 115H35V113H31ZM29 114V115H31ZM210 114V115H211ZM224 114V112H223ZM223 114L221 113V116H223ZM242 114V112H241ZM7 115V116H8ZM26 115V116H27ZM218 115V114H217ZM216 115V117H217ZM244 115V114H243ZM260 115V114H259ZM26 116H23V118ZM119 116V115H118ZM207 116V115H206ZM212 116L215 117V115L212 114ZM235 116V115H234ZM41 117V118H42ZM211 117V116H210ZM229 115H227L226 120H222V122L224 121V132L227 136V138H229L231 141L232 139V134L231 130L229 128ZM233 117V116H232ZM236 117V116H235ZM262 117V116H260ZM3 117L0 116V119ZM20 118V116H19ZM30 118V117H29ZM36 118V117H35ZM212 118V117H211ZM220 118V116H219ZM234 118V117H233ZM27 119V118H26ZM38 119V118H37ZM31 120V119H30ZM35 120V119H34ZM41 120V119H40ZM104 120V119H103ZM212 120V119H211ZM211 120L209 119V122H211ZM217 120V119H216ZM232 120V119H231ZM230 120V122H231ZM1 121V120H0ZM37 121V120H36ZM42 121V120H41ZM236 121V120H235ZM238 121H236V123L238 124ZM34 122V121H33ZM43 122V121H42ZM41 122V123H42ZM110 122V121H109ZM145 122V121H144ZM206 122V121H205ZM25 123V122H24ZM216 123V122H215ZM43 124V123H42ZM218 124V123H217ZM216 124V125H217ZM236 124V125H237ZM19 126L17 128V126ZM23 125V123H22ZM26 125V124H25ZM112 125V124H111ZM136 125V124H135ZM142 125V124H141ZM211 125V124H210ZM220 125V124H219ZM218 125V127H219ZM234 125V124H233ZM240 125V124H239ZM16 126V127H15ZM222 126V125H221ZM220 126V127H221ZM44 127V128H45ZM107 127V126H106ZM128 127V126H127ZM209 127V126H208ZM207 127V128H208ZM215 127V125L213 126ZM2 128L5 131L4 133H2ZM27 128V127H26ZM41 128V127H40ZM108 128V127H107ZM132 128V127H131ZM23 129V127H22ZM25 129V128H24ZM209 129V128H208ZM219 129V128H218ZM231 129H233V127L231 126ZM264 129V128H263ZM43 130V127H42ZM134 130V129H133ZM206 130V129H205ZM223 129H220V131ZM243 130V129H242ZM244 130V131H245ZM46 131V129H45ZM239 131V129H238ZM241 131V130H240ZM239 131V132H240ZM116 132V131H115ZM208 132V131H207ZM213 132V131H212ZM232 132H235L234 130H232ZM243 132V131H242ZM264 130L261 131V134L263 135ZM47 133V132H46ZM134 133L136 134V132L134 131ZM139 133V132H138ZM137 133V134H138ZM146 133V132H145ZM201 133V132H200ZM199 133V134H200ZM204 133V131H203ZM254 133V134H255ZM21 134V133H20ZM170 134V133H169ZM224 134V135H225ZM46 135V134H45ZM130 135V134H129ZM201 135V134H200ZM206 135V134H205ZM209 135V134H208ZM234 136L237 134H233ZM241 136V133L239 134ZM244 135V134H243ZM242 135V136H243ZM21 136V135H20ZM128 136V134L126 135V137ZM137 136V135H136ZM144 136V135H143ZM215 136V135H213ZM212 136V137H213ZM223 136V134H222ZM233 136V137H234ZM261 136V135H260ZM120 137V136H119ZM129 137V136H128ZM127 137V139H128ZM131 137V136H130ZM129 137V138H130ZM206 137V136H205ZM236 137V136H235ZM234 137V138H235ZM238 137V136H237ZM236 137V138H237ZM254 137V136H253ZM258 137V135L256 136ZM26 138V137H25ZM147 138V137H146ZM201 138V137H200ZM207 138V137H206ZM209 138V137H208ZM216 138V137H215ZM224 138V137H223ZM252 138V137H251ZM49 139V138H48ZM134 139V138H133ZM202 139V138H201ZM217 140L221 139V138H216ZM226 139V138H225ZM239 139V137H238ZM253 139V138H252ZM259 139V138H258ZM26 140V139H25ZM28 140V139H27ZM42 140V139H41ZM50 140V139H49ZM132 140V138H131ZM137 140V139H136ZM134 140L133 143H136ZM203 140V139H202ZM212 140V139H211ZM215 140V139H214ZM229 140V141H230ZM256 140V139H255ZM21 141V140H20ZM133 141V140H132ZM205 141V140H203ZM221 141V140H219ZM238 141V145L241 143H239V140H236V142ZM249 141V140H248ZM261 141V140H260ZM201 142V141H200ZM222 142V141H221ZM224 142V141H223ZM227 142V141H226ZM233 142V141H232ZM235 142V143H236ZM252 142V141H251ZM255 142V141H254ZM44 143V142H43ZM127 143V142H126ZM130 143V140H129ZM210 143V142H209ZM208 143V144H209ZM215 144H213L214 146L216 145L217 142H214ZM228 143V142H227ZM230 143V142H229ZM24 144V143H23ZM26 144V143H25ZM32 144V143H31ZM131 144V145H132ZM212 144V142H211ZM219 144V143H218ZM221 144V143H220ZM231 144V143H230ZM234 144V143H233ZM237 144V143H236ZM258 144V143H257ZM27 145V144H26ZM37 145V144H36ZM134 145V144H133ZM138 144H136L137 146ZM141 145V144H140ZM224 146V144H222ZM232 145V144H231ZM230 145V147H231ZM20 146H21V142H20ZM44 146V145H43ZM184 146V145H183ZM201 146V145H199ZM218 146V145H217ZM228 146V145H227ZM256 146V145H255ZM258 146V145H257ZM262 146V145H261ZM49 147L51 148V146L49 145ZM134 147V146H133ZM141 147V146H140ZM221 147V146H220ZM226 147V146H225ZM240 147V146H239ZM247 147V146H246ZM259 147V146H258ZM23 148V147H22ZM144 148V147H143ZM201 148V147H200ZM204 148V147H203ZM216 148V147H215ZM224 149V147H221ZM242 148V147H241ZM241 148H236L235 146H232L231 152L232 154H229L230 156H232L231 158V162L232 161H238L240 160V158L242 156L248 155L247 152L243 151L241 152ZM245 148V147H244ZM262 148V147H261ZM25 149V148H24ZM29 149V148H28ZM31 149V148H30ZM156 149V148H155ZM214 149V148H213ZM229 149V151H230ZM240 149V150H239ZM253 149V148H252ZM21 151V149H19ZM43 150V149H42ZM52 150V149H51ZM50 150V151H51ZM137 150H139V148H137ZM141 150V149H140ZM190 150V149H189ZM216 150V149H214ZM218 150V149H217ZM222 150V151H223ZM245 150V149H244ZM262 150V149H261ZM260 150V151H261ZM24 151V150H23ZM148 151V150H147ZM219 151V150H218ZM217 151V152H218ZM227 151V150H226ZM141 152H144L141 150ZM203 152V151H202ZM206 152V150L204 151ZM259 152V151H258ZM263 151H261L259 153V155L254 157L252 156L248 161H246V165L247 168H250L252 170V176L254 178H258L260 179V177L262 176V172L260 173V177L259 174V166L263 167L264 166V154H262ZM22 153V152H21ZM20 153V154H21ZM191 153V152H190ZM227 153V152H226ZM251 153V152H250ZM256 153V152H255ZM264 153V152H263ZM17 154V155H16ZM25 154V153H24ZM216 155V153H214ZM220 154V152H219ZM225 155V152L223 153ZM228 154L227 157H228ZM253 154V152H252ZM142 155V154H139ZM213 155V156H215ZM222 155V154H221ZM50 156V155H49ZM138 156V155H137ZM143 156V155H142ZM189 156V155H188ZM206 156H208L206 154ZM220 156V155H219ZM27 157V156H26ZM34 157V156H33ZM53 157V155H52ZM145 157V156H143ZM224 157V156H223ZM246 157V156H245ZM50 158V157H49ZM139 158V157H138ZM206 158V157H204ZM214 158V157H213ZM244 159V157H242ZM248 157H246L247 159ZM23 159V157H22ZM223 159V158H222ZM225 159H227L225 157ZM229 159V157H228ZM52 160V159H51ZM139 160V159H138ZM141 160V159H140ZM203 160V159H202ZM207 159H205L206 161ZM210 160V159H209ZM19 161V160H18ZM54 161V160H53ZM190 161V160H189ZM204 161V160H203ZM208 161V160H207ZM213 161V160H212ZM230 161V160H228ZM26 162V161H25ZM135 162V161H134ZM178 162V161H177ZM214 162V161H213ZM221 162V161H220ZM229 162L227 165L230 166ZM235 162L233 163L234 165L240 163L238 161V163L235 164ZM242 162V161H241ZM244 162V160H243ZM19 163V162H18ZM51 163V162H50ZM34 164V163H33ZM42 164V163H41ZM223 164V162H222ZM221 164V165H222ZM244 166V163H242ZM25 165V164H24ZM139 165V163H138ZM198 165V164H197ZM220 165L219 169H224L227 167L225 166L224 168ZM16 166V167H17ZM22 166V165H21ZM137 166V165H135ZM171 166V165H170ZM204 166V165H203ZM224 166V165H223ZM242 166V165H241ZM242 166V167H243ZM26 167V166H25ZM235 167V166H234ZM239 167V165H238ZM34 168V167H33ZM218 168V167H217ZM246 168V167H245ZM244 168V169H245ZM246 168V169H247ZM29 165L28 168L23 169L22 173H24V175L26 174L27 177H30L31 175L29 174ZM37 169V168H36ZM53 169V168H52ZM177 169V168H176ZM197 169V168H196ZM219 169H216L219 171ZM225 169V170H226ZM243 169V170H244ZM179 170V169H178ZM186 170V169H185ZM223 170V171H225ZM232 170V169H231ZM237 170V169H236ZM241 170V169H239ZM250 170V171H251ZM261 170V168H260ZM39 171V170H38ZM221 171V170H220ZM219 171V172H220ZM229 171V170H228ZM233 171V170H232ZM247 171H249L247 169ZM249 171V172H250ZM264 171V170H263ZM19 172V171H18ZM32 172V171H31ZM44 172V171H43ZM46 172V171H45ZM48 172V171H47ZM186 172V171H185ZM214 172V171H213ZM217 173V171H215ZM211 173L210 175H208L206 181L199 187V190H201L203 193H205V196L210 195L211 197L213 196V199H215L213 192H215L214 190L217 189L216 187L219 186L220 181L223 179L222 176L220 179V173ZM222 172V171H221ZM226 172V171H225ZM245 172V171H244ZM34 172H32L33 174ZM136 173V172H135ZM139 173V172H138ZM176 173V172H175ZM192 173V172H191ZM199 173V172H198ZM198 173H194V176H197ZM201 173V172H200ZM199 173V174H200ZM240 173V172H239ZM44 174V173H43ZM140 174V173H139ZM223 173H221L222 175ZM226 174V173H225ZM20 175V174H19ZM29 175V176H28ZM34 175V174H33ZM134 175V174H133ZM132 175V176H133ZM227 175V174H226ZM248 175V174H247ZM38 176V175H35ZM199 176V175H198ZM219 176V178H218ZM235 176V175H234ZM249 176V175H248ZM264 176V174H263ZM24 177V176H23ZM40 177H42L40 175ZM137 177V176H136ZM146 177V176H145ZM175 177V176H174ZM191 177V176H190ZM227 177V176H226ZM250 177V176H249ZM253 177L251 179H253ZM34 178V177H32ZM37 178V177H35ZM34 178V179H35ZM179 178V177H178ZM203 178V177H202ZM228 178V177H227ZM230 178V177H229ZM31 179V178H30ZM32 179V180H34ZM39 179V178H38ZM137 179V178H136ZM140 179V178H139ZM138 179V180H139ZM167 179V178H166ZM226 179V178H225ZM235 179V178H234ZM245 179V177L243 178V180ZM249 179V178H248ZM31 180V181H32ZM42 180V179H41ZM172 180V179H171ZM189 180V179H188ZM233 180V178H232ZM230 180V181H232ZM254 180V179H253ZM257 180H255V182L253 183H258ZM262 180V179H261ZM38 181V180H37ZM40 181V180H39ZM135 181V180H134ZM227 181V179H226ZM260 181V180H259ZM42 181L38 182L41 183ZM42 182V183H43ZM200 182V181H199ZM237 182V181H236ZM264 182V177H263V181ZM36 183V182H35ZM179 183V182H178ZM194 183V182H193ZM222 183V182H221ZM232 183V182H231ZM229 184L227 181V184L224 183L222 185H224L221 190H223V192H219L223 194V199L226 201V203L228 204L227 210L226 212H232L234 210L239 211V209H241V207L237 206L239 204V201H241L242 198H240L242 196V192L240 190V188L236 187V185H232ZM234 183V182H233ZM238 183V182H237ZM250 183V182H249ZM248 183V184H249ZM252 183V184H253ZM37 184V183H36ZM127 184V185H126ZM130 184V183H129ZM135 184V183H134ZM138 184V183H137ZM137 184L135 186H137ZM144 184V183H143ZM142 184V185H143ZM149 184V183H148ZM165 184V183H164ZM183 185V183H181ZM201 184V182H200ZM199 184V185H200ZM43 185V184H42ZM198 185V186H199ZM218 185V186H217ZM221 185V184H220ZM239 185V184H238ZM260 185V183H259ZM258 185V188H259ZM141 186V184H140ZM160 186V185H159ZM171 186V185H170ZM248 186V185H247ZM247 186H245L247 188ZM257 186V185H256ZM261 186V185H260ZM34 186H32L33 188ZM142 187V186H141ZM158 187V186H157ZM172 187V186H171ZM242 187V185H241ZM250 187V186H249ZM252 187V186H251ZM263 187V186H262ZM245 188V189H246ZM40 189V188H39ZM145 189V188H143ZM150 189V188H148ZM147 189V190H148ZM152 189V188H151ZM159 189V188H158ZM165 189V188H164ZM254 189V188H251ZM262 189V188H261ZM46 190V189H45ZM157 190V189H156ZM162 190V189H161ZM182 190V189H181ZM218 190V189H217ZM256 190V189H255ZM259 190V189H258ZM263 190V189H262ZM32 191V190H31ZM28 194H30V192ZM137 191V190H136ZM151 191V190H150ZM150 191H147L146 195L150 196L149 199H151L152 201H154V193H149ZM160 191V189H159ZM163 191V190H162ZM160 191V192H162ZM200 191V192H201ZM219 191V190H218ZM216 191V192H218ZM245 191V190H244ZM247 191V190H246ZM252 191V190H251ZM250 191V192H251ZM36 192V191H35ZM135 192V191H134ZM138 192V191H137ZM157 192V191H156ZM169 192V191H168ZM185 192V191H184ZM192 192V191H191ZM264 192V191H262ZM20 193V194H19ZM25 193V194H27ZM124 193V192H123ZM201 193V194H203ZM218 193V194H219ZM248 193V192H247ZM253 193V192H252ZM256 195V191L254 192ZM143 194V193H142ZM169 194V193H168ZM178 194V193H177ZM183 194V193H182ZM249 194V193H248ZM251 194V193H250ZM131 195V194H130ZM137 195V194H136ZM139 195V194H138ZM217 195V194H216ZM245 195H247L245 193ZM261 195V194H260ZM27 197V195H25ZM125 196V195H124ZM145 196V195H144ZM181 196V195H180ZM189 196V195H187ZM201 196V195H200ZM199 196V197H200ZM254 196V195H253ZM264 196V194H263ZM195 197V196H194ZM210 197V200H211ZM28 198V197H27ZM49 198V199H50ZM119 198V197H118ZM124 198V197H123ZM122 198V199H123ZM129 199V197H127ZM163 198V197H162ZM173 198V197H172ZM176 198V197H175ZM220 198V197H219ZM218 198V199H219ZM221 198V199H222ZM244 198H247L246 196ZM143 199V198H142ZM147 199V197H146ZM183 199V198H182ZM259 199V198H258ZM262 199V198H261ZM22 200V199H21ZM26 200V198H25ZM33 200V199H31ZM118 200V199H117ZM121 200V199H120ZM119 200L120 203H123V201L121 202ZM127 200V199H126ZM124 200V202L126 201ZM174 200V199H173ZM199 200V199H198ZM204 200V199H203ZM209 200V198L207 199V201ZM23 201V200H22ZM30 201V199H29ZM67 201V199H66ZM116 201V200H115ZM114 201V202H115ZM132 201L138 202V198L133 197ZM184 201V200H183ZM187 201V200H185ZM202 201V200H201ZM205 201V200H204ZM206 201V202H207ZM257 201V200H256ZM263 201V200H262ZM24 202V201H23ZM38 202V201H36ZM59 202V203H60ZM113 202V203H114ZM117 202V201H116ZM149 202V201H148ZM175 202V201H174ZM193 203L192 201H189ZM224 202V201H223ZM221 202V203H223ZM244 202V200L242 201ZM252 203V201H250ZM18 203H21L20 200ZM17 203V204H18ZM25 203V202H24ZM58 203V204H59ZM62 203V204H63ZM67 203V202H66ZM120 203L117 202V204L120 205ZM130 203V202H129ZM155 203V202H152ZM179 201V205H181ZM187 203V202H185ZM201 205H203L202 203H204L202 201L199 202ZM23 204V203H22ZM55 204V202H54ZM61 204V203H60ZM65 204V203H64ZM115 203V205H117ZM137 204V203H136ZM157 204V203H156ZM199 204V205H200ZM207 204V203H206ZM242 204V203H241ZM240 204V205H241ZM257 204V203H256ZM66 205V204H65ZM72 205V204H70ZM198 205V206H199ZM244 205V204H242ZM15 206V207H14ZM21 206V205H20ZM23 206V205H22ZM29 206V205H28ZM27 206V207H28ZM112 209H110V213L111 212H118V206L114 207V205H112ZM175 206V205H174ZM187 206V205H186ZM206 206L205 204L203 205ZM18 207V206H17ZM69 207V206H68ZM67 207V209H68ZM158 207V206H157ZM189 207V206H188ZM202 207V206H201ZM200 207V208H201ZM221 207V206H220ZM248 207V206H247ZM20 208V207H19ZM22 208V207H21ZM72 208L73 212L74 211L73 207L70 206V209ZM104 208V207H103ZM117 208V209H116ZM150 208H156V207H150ZM149 210L145 213L144 212V217L145 219L148 218V216L150 217V215L152 214V212H155L153 210ZM173 208V207H172ZM199 208V209H200ZM201 208V209H203ZM213 208V207H212ZM224 208V209H225ZM245 208V207H243ZM249 208V207H248ZM88 209V208H87ZM89 209V210H90ZM120 209V208H119ZM189 209V208H188ZM198 209V210H199ZM200 209V210H201ZM216 209V208H215ZM20 210V209H18ZM25 210V209H24ZM71 210V211H72ZM90 210V211H91ZM121 210V209H120ZM134 210V209H133ZM174 211L176 210L173 209ZM172 210V211H173ZM179 210V208H178ZM183 210V208H182ZM187 209H184V211H186ZM196 210V209H195ZM199 210V211H200ZM205 210V209H204ZM201 210V211H204ZM242 210V209H241ZM249 210V209H248ZM255 210V209H254ZM257 210V209H256ZM26 211V210H25ZM67 211V210H66ZM78 211V210H77ZM170 211V210H169ZM180 211V210H179ZM183 211V212H184ZM190 211V210H188ZM187 212L183 213L181 211V213L177 212L178 215L177 220H173V222H177V226L174 228V230L169 231V228L166 232L163 233L164 228L163 227H170L171 229H173V227H171L170 225H172V220L170 219V221H163L160 224V227L157 228V226H155V228H153L154 226H150V224L146 223L148 222L147 220L141 219L140 223L142 222V224L140 225L139 223V227L136 230L137 232H135L136 236L134 238H136V244H137V250H139V248L147 253V255L145 256V258H147L148 256V260H150L151 264H183L182 261H184L186 264H197V254H199L201 251H204L205 254H203V259H202V252H201V260H202V264H235V263H230L229 261V256L232 254V252L234 251L233 249H235L233 246L229 245L228 243L226 244H222L219 247L214 248L213 245L216 244L215 240L216 239L214 236L216 234V229L218 228L217 223L215 221H209V224L211 222V225L209 228L206 229H200L197 230V228L195 229L194 223H197V221H194V219L199 217H195L192 219H187V214H189ZM197 211V213L199 212ZM219 211V210H218ZM252 211V210H251ZM23 214V211H21ZM68 212H70L68 210ZM143 212V211H142ZM176 212V211H175ZM209 212V211H208ZM214 212V211H213ZM241 212V211H240ZM239 212V214H240ZM243 212V211H242ZM241 212V213H242ZM256 212V211H255ZM77 213V212H76ZM104 213V212H103ZM107 213V212H106ZM113 213V214H114ZM172 213V212H171ZM174 213V212H173ZM175 213V215L177 214ZM193 213V212H191ZM190 213V214H191ZM195 213V211H194ZM196 213V214H197ZM202 213V212H201ZM207 213V212H206ZM205 213V214H206ZM224 213V212H223ZM27 214V213H26ZM29 214V213H28ZM73 214V213H71ZM79 214V213H78ZM88 214V213H87ZM87 214H84L85 217L87 216ZM105 214V213H104ZM111 213L110 216H113V218H115L116 220H121L118 216L120 215L119 213H115L118 216H115ZM127 214V213H126ZM25 215V214H24ZM23 215V217H24ZM70 215V214H69ZM157 215V214H156ZM192 215V214H191ZM203 215V214H201ZM221 216V214H219ZM224 215V214H223ZM246 215V214H244ZM32 216V215H31ZM35 216V215H34ZM40 216V214H39ZM66 216V214H65ZM71 216V215H70ZM77 218H81L82 220V216L81 215H74ZM104 216V215H102ZM109 216V217H110ZM115 216V217H114ZM190 217V215H188ZM198 216V214H197ZM211 214L210 216L208 215V217L211 218ZM219 216V217H220ZM226 216V215H225ZM229 216V215H228ZM241 216V214H240ZM247 216V215H246ZM250 216V215H249ZM21 217V215L19 216V218ZM67 217V216H66ZM90 217V216H89ZM97 217V216H95ZM139 217V216H138ZM147 217V218H146ZM173 217V216H172ZM171 217V218H172ZM176 217H174L176 219ZM202 217V216H201ZM218 217V218H219ZM227 217V216H226ZM232 217V216H231ZM29 218V217H28ZM41 218V217H40ZM74 218V217H73ZM203 218V217H202ZM215 218V217H214ZM230 218V217H229ZM228 218V219H229ZM233 218V217H232ZM243 220L246 218L242 217ZM21 219V218H20ZM61 219V218H60ZM71 219V218H70ZM137 219V218H136ZM150 219V218H149ZM157 219V218H156ZM205 219V216H204ZM209 219V218H208ZM223 221H219L220 222V227L221 224L226 223V219L225 217H222ZM227 219V220H228ZM250 219V218H249ZM28 220V219H27ZM36 220V218H35ZM100 220V219H99ZM102 220V219H101ZM111 220V219H110ZM118 220V221H119ZM145 220V221H144ZM200 220V219H199ZM202 220V219H201ZM231 220V219H230ZM247 220V219H246ZM18 221V219H17ZM73 221V220H72ZM77 221V220H76ZM80 221V220H79ZM114 221V220H113ZM132 221V220H131ZM208 221V220H207ZM217 221V220H216ZM232 221V220H231ZM249 221V220H248ZM251 221V220H250ZM94 222V220H93ZM105 222V221H104ZM117 221H114L115 225L117 226V224L121 227V223L122 220L119 224V222L116 224ZM128 222V221H127ZM194 222V223H193ZM216 224H213V223ZM229 222V221H228ZM234 223V221H232ZM232 222L231 225H233ZM253 222V221H252ZM40 223V222H39ZM72 223V222H71ZM157 223V222H156ZM155 223V224H156ZM201 223V222H200ZM204 223V222H203ZM240 223V222H239ZM242 223V220H241ZM247 223V222H246ZM22 224V223H20ZM66 224V223H64ZM89 224V223H88ZM95 224V223H94ZM97 224V223H96ZM135 224V223H133ZM208 225V223H206ZM249 224V223H248ZM75 225V224H74ZM83 225V224H82ZM112 225V224H111ZM206 225V226H207ZM213 225H216V227H213ZM229 225V224H228ZM240 225V224H239ZM238 225V226H239ZM250 225H252L250 223ZM18 227V224L16 225ZM199 226V223H198ZM205 226V225H203ZM225 226H227V224H225ZM244 226V225H243ZM6 229L3 230V229ZM16 227V228H17ZM21 227V226H20ZM40 227V226H39ZM245 227V226H244ZM252 227V226H250ZM135 228V227H134ZM202 228V227H201ZM213 228H216L215 230ZM234 228V227H233ZM236 228V226H235ZM254 228V226H253ZM251 228V229H253ZM24 229V227H23ZM42 229V228H41ZM84 229V228H83ZM89 229V228H88ZM114 229V228H113ZM221 229V228H220ZM238 229V228H237ZM250 229V230H251ZM15 230V228L13 229ZM44 230V229H43ZM58 230V229H57ZM77 230V229H76ZM87 230V229H86ZM90 230V229H89ZM95 230V229H94ZM129 230V229H128ZM224 230V229H223ZM230 230V229H229ZM249 230V231H250ZM256 230V229H255ZM10 233L12 234L13 232ZM16 231V230H15ZM80 231V230H79ZM92 231V230H91ZM109 231V230H108ZM218 231V230H217ZM220 231V230H219ZM240 230H238L239 232ZM244 232V230H241V232ZM252 231V230H251ZM251 231L249 233H251ZM18 232V231H17ZM47 232V231H46ZM50 232V231H49ZM53 232V231H52ZM224 232H227V229L224 230ZM230 232V231H228ZM232 232V231H231ZM255 232V231H254ZM10 233H7L8 236ZM16 233V232H14ZM32 233V232H31ZM82 233V232H81ZM101 233V232H100ZM131 233V232H130ZM215 233V234H214ZM218 233V232H217ZM221 233V231H220ZM218 233V234H220ZM223 233V232H222ZM235 233V232H234ZM28 234V233H27ZM85 234V233H84ZM103 234V233H102ZM216 234V235H218ZM236 234V233H235ZM241 234V233H240ZM253 234V233H252ZM20 235V234H19ZM93 235V234H92ZM108 235V234H107ZM222 235V234H221ZM224 235V234H223ZM222 235V236H223ZM229 235V234H228ZM234 235V234H233ZM232 235V236H233ZM239 235V234H237ZM249 234L247 232H245L244 238L241 240L243 241H239L238 243H240L239 245V249L241 251V253H244L245 255H250L251 256V252H252V248L249 246L248 243V238L247 237ZM14 236V235H13ZM62 236V235H61ZM72 236V235H71ZM79 236V235H78ZM169 236L170 240L168 241H163L165 242L164 245H162V238H165ZM225 236V235H224ZM241 236V235H240ZM18 237V236H17ZM20 237V236H19ZM96 237V236H95ZM100 237V236H99ZM122 237V236H121ZM120 239L124 240V237H122ZM129 237V236H128ZM132 237V235H131ZM182 238V240L179 239ZM238 237V236H237ZM15 238V237H14ZM116 238V237H115ZM133 238V237H132ZM168 238V237H167ZM166 238V239H167ZM214 238V239H213ZM225 238V237H224ZM235 238V236H234ZM58 239V240H57ZM99 239V238H98ZM130 239V238H129ZM165 239V240H166ZM222 239V237H221ZM237 239V238H236ZM122 240L120 241V243H122ZM177 240L179 242H177ZM205 240H207L209 243L207 244L210 247H203L202 246V242H204ZM240 240V239H238ZM262 240V239H261ZM98 241V240H97ZM175 241L177 242L176 244L179 243V245L175 244ZM202 241V242H201ZM89 242V241H88ZM91 242V240H90ZM206 242V241H205ZM221 242V241H219ZM223 242V241H222ZM221 242V243H222ZM237 242V241H236ZM262 242V241H261ZM106 243V242H105ZM77 244V243H76ZM112 244V243H110ZM228 244V245H227ZM233 244H235L233 242ZM237 244V243H236ZM113 245V244H112ZM258 245V244H257ZM74 246V245H73ZM136 246V245H135ZM263 247V246H262ZM259 248V247H258ZM261 248V247H260ZM119 249V248H118ZM122 249V248H121ZM120 250V249H119ZM126 250V249H123ZM136 254L140 251L137 252ZM264 250V249H263ZM130 251V250H128ZM127 251V252H128ZM141 251V252H142ZM256 251V250H255ZM109 252V251H108ZM131 252V251H130ZM261 252V251H260ZM123 253V252H122ZM126 253V251H125ZM129 253V252H128ZM126 253V255L128 254ZM144 253V254H145ZM236 253H238L236 251ZM124 254V253H123ZM132 254V253H130ZM136 255V257L141 255ZM240 254V253H239ZM262 254V253H261ZM264 254V252H263ZM110 255V254H109ZM120 255V254H119ZM234 255V253H233ZM232 256V255H231ZM255 256V254H254ZM253 256V257H254ZM259 256V255H258ZM99 257V256H98ZM143 257V256H142ZM120 260L123 259L122 257H119ZM118 258V259H119ZM144 258V259H145ZM261 258V257H260ZM259 258V259H260ZM136 259V258H135ZM142 259V258H141ZM182 259V261H181ZM235 259V258H233ZM263 259V258H262ZM261 259V260H262ZM99 260V259H98ZM124 260V259H123ZM122 260V261H123ZM147 260V259H145ZM252 260V258H251ZM264 260V259H263ZM128 261V260H126ZM119 262V260L117 261L118 264H135V262L133 263H129V262ZM135 261V260H134ZM137 261V259H136ZM139 258H138V262H139ZM143 261V260H142ZM141 261V263H142ZM235 261V260H234ZM257 261V260H256ZM260 261V260H259ZM137 262V263H138ZM145 262V261H144ZM204 262V263H203ZM253 262V261H252ZM87 263V262H86ZM243 263V262H242ZM248 263V261H247ZM250 263V262H249ZM257 263V262H256ZM100 264V263H99ZM108 264V263H106ZM116 264V263H115ZM200 264V262L198 263ZM251 264V263H250ZM263 264V263H261Z\"/></svg>",
  "mask_w": 264,
  "mask_h": 264
}]
</instances>
